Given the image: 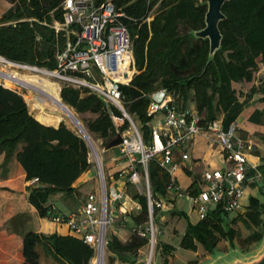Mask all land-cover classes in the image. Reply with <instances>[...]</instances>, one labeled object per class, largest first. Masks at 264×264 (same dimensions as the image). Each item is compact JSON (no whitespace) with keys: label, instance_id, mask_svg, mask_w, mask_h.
<instances>
[{"label":"trees","instance_id":"obj_1","mask_svg":"<svg viewBox=\"0 0 264 264\" xmlns=\"http://www.w3.org/2000/svg\"><path fill=\"white\" fill-rule=\"evenodd\" d=\"M12 6L0 18V55L15 61L55 69L57 44L64 46V38L57 36L49 25L53 19L63 20L64 0H9ZM100 4L105 0H94ZM127 18L133 37V48L138 72L129 84L122 85L124 105L132 117L140 122L145 141H150L152 126L148 115L149 94L166 87L177 92L185 102L196 103L198 112L207 123L223 117L225 127L235 121L248 103L240 100L234 83L251 82L259 68V58L264 57V0H230L223 5L225 19L219 23L223 38L221 47L211 57L209 39L198 38L193 31L205 26L207 4L199 0H115ZM158 4L155 14L151 10ZM149 17H153L149 21ZM132 18V19H130ZM84 92V94H83ZM264 92V85L251 88ZM192 94L193 97H190ZM64 103L76 111L92 112L97 117L85 126L88 132L103 138L107 144L130 125H116L109 107L88 88L63 85ZM264 99V98H263ZM109 108V109H108ZM122 116L119 109L112 106ZM256 111L252 120H258ZM264 139V137H263ZM9 158L16 154L26 171L27 180L36 179L30 187V202L42 217L50 215V197L59 192L74 191V182L90 166V146L81 133L65 122L58 126L40 122L29 110L28 103L18 91L0 84V152ZM259 170L264 180V158ZM149 179L153 197L165 195L169 175L155 160L149 163ZM116 178L119 173L115 174ZM142 211L134 220L142 225L149 220V203L144 194L135 193ZM154 215L160 209L155 205ZM264 203L257 196L250 197L248 218L237 216L233 222L243 220L252 229L244 239L248 244L264 237L261 214ZM173 214L186 216L184 211ZM230 213L214 209L206 219L188 222L180 246L197 251L201 244L212 253L222 239L235 244L237 235L228 217ZM149 242L147 235L135 229L126 242L117 236L108 239L107 250L123 261L129 254ZM64 259L68 264H91L95 247L73 235L38 233L31 231L24 237V264H41L38 245ZM162 252L169 255L175 247L160 242ZM166 258L163 264H168Z\"/></svg>","mask_w":264,"mask_h":264},{"label":"built area","instance_id":"obj_2","mask_svg":"<svg viewBox=\"0 0 264 264\" xmlns=\"http://www.w3.org/2000/svg\"><path fill=\"white\" fill-rule=\"evenodd\" d=\"M62 7L63 20L44 22L55 30L57 39L59 36L64 38V46H57L55 50V69L40 68L0 55L2 62L18 69L53 72L52 75L63 85L88 87L109 108L119 109L122 116L111 114L112 118L127 119L130 123L129 128L122 131L124 145L118 148L128 161L125 173L139 193L147 196L149 205L163 210L173 209L170 195H174L187 199L199 220L206 219L214 209L227 213L242 209L245 191L255 180L262 179L260 164L250 160V150L256 145L254 138L245 135L236 120L228 127L222 117L202 122L203 116L197 108L186 104L177 92L162 87L148 95V115L156 122L152 125L150 141H145L124 105L122 85L129 84L138 72L132 33L124 21L128 17L125 11L115 0L100 4L94 0H64ZM63 85H59L60 91ZM197 135L207 137L210 145L221 148L225 165L205 169L198 185L185 189L177 180L181 162L175 155L179 151L181 159L188 160L190 153L183 147L193 143ZM94 160L99 171V192L88 193L80 208L69 214L51 208L49 218L67 224L73 236L98 249L101 243L108 242L107 229L115 221L113 205L117 204L121 214L141 206H129L125 198L127 194L123 191L108 190L101 159L96 156ZM153 160L169 175L165 184L166 195L160 197H153L149 179V163Z\"/></svg>","mask_w":264,"mask_h":264},{"label":"crops","instance_id":"obj_3","mask_svg":"<svg viewBox=\"0 0 264 264\" xmlns=\"http://www.w3.org/2000/svg\"><path fill=\"white\" fill-rule=\"evenodd\" d=\"M11 6L12 3L9 0H0V18ZM261 59L262 58H259L260 60L259 70L256 71V73L254 74L253 80L251 82H240V83L235 82L233 85L236 89L239 90L240 88L239 86H244V85L248 86L249 88L259 87L260 85H264L262 83L264 81L263 80L264 62H262ZM260 79L261 82L259 83ZM243 90L246 91V89ZM263 98H264V92H255L252 95L249 102L245 105L241 114L236 119L241 131L245 135L254 138L256 145L252 146V149L250 150V160L252 163L260 164V165L263 163L262 159L264 158V139H263L264 113L257 115L258 120H252L251 116L256 111H263L264 109ZM240 100L242 101V99ZM186 104H190L192 107L196 108V103L194 101H190V102L188 101L186 102ZM35 108L36 107H33L34 110ZM43 116H47V115H43ZM35 117L40 122L46 125L58 126L61 122H65V120L62 118L42 119L38 117V115ZM114 122L115 123L118 122L117 119H114ZM117 124L118 123H116V125ZM95 147L98 151L97 146ZM183 148L184 150L189 151L190 158L188 160H182L181 153L179 151L176 152L175 157L181 162V168L178 171L177 180L185 189H191L196 187L199 181L201 180L202 173L205 169L220 168L225 165L221 148L218 145H210L209 139L203 135H197L194 138L193 143L189 145H185ZM101 162L104 166L105 164L104 161L101 160ZM107 163L110 169L109 176L112 180L110 184V189L112 191H123L125 194H127L125 198L129 205L139 204L141 206L140 209H134L133 211H129L127 214H122V219L125 220L128 217L127 216L128 214H132V219L134 224L136 226H140L134 220V217L138 216L142 211V205L140 199L134 196L131 197L127 193L126 190L127 181H123V178L126 177L124 173L126 172V169L128 167L127 158L124 157L120 149L116 148L111 152L110 158L107 161ZM92 167H95L97 170L96 183H94L95 179H91L89 176ZM120 172L123 174H121L120 177L116 178L114 175ZM261 182L262 179H257L252 183V185L249 188L254 189L255 187H258L259 186L258 184H260ZM36 183L37 182L35 179L27 180L26 171L22 166V164L17 159L16 154L7 158L6 153L4 151L0 152V264H24L25 262V256L23 253L24 237L27 233L31 231L38 233L56 232L61 235H73L67 224L56 223L53 220H51L49 216L46 217L40 216L36 207L30 202L29 200L30 187L36 185ZM73 186H74V191L70 193L59 192L53 194L49 200V203L51 204V208H54L56 212L69 214L80 208V206L84 202L81 200L80 201L76 200L78 194H82L83 197H86L88 193L98 192L96 191V189L98 190V188H100L99 171H98V167L95 165L94 162L90 160V166L78 177V179L74 182ZM87 186L91 188L92 186H94L93 190L86 192ZM137 193H139L138 190ZM160 196L161 195H159V197ZM170 197L172 198L171 201L173 203V209L184 211L182 208L178 206V203L180 202L179 200L184 198H176L174 195H170ZM56 200L61 202L60 206L56 204L55 202ZM244 206H248V205H244ZM235 212H231L230 214ZM112 213L113 216L115 215L121 216L117 204L113 205ZM112 225L110 226L111 229L110 227H108L107 232L109 229L112 230L111 237L117 236L123 242L128 241L133 231L137 229L134 228L132 233H130L126 237H123L124 235L123 229L115 227L114 223ZM140 250L141 248L138 251ZM120 260L124 263L126 262L134 263V264L137 263V260L135 259V255H131V254L128 255L127 261H123L122 259Z\"/></svg>","mask_w":264,"mask_h":264},{"label":"rangeland","instance_id":"obj_4","mask_svg":"<svg viewBox=\"0 0 264 264\" xmlns=\"http://www.w3.org/2000/svg\"><path fill=\"white\" fill-rule=\"evenodd\" d=\"M157 8H158V4L151 10V15L155 14ZM149 18L150 19H148V20L151 21L153 17H149ZM57 46L61 47L59 42H58ZM261 60H262V62H264V57H262ZM9 65L10 64H7L5 62L0 61V70H3L5 72H12V71L17 72V74L19 76L24 77L26 79H30V76L32 74H35V75H37L34 77L36 79V81H33V83H36V85H39V80L41 78H46V79L48 78V80L56 82L58 89H59L60 84L63 85L62 82L53 75L41 73V72L24 70V69H18V68L11 66V65L9 66ZM40 68H42V67H40ZM44 68H47V67H44ZM258 70H259V68H258ZM4 80H5V78L3 76H0V84L3 85L4 87H8L5 85ZM257 81H258V79H257ZM260 82H261V79L259 80V83ZM262 83L264 84V81ZM239 87L240 88H239V91L237 92V94L239 95L240 99H242V100L247 99V101L249 102V100L252 97V96L249 97L250 93H251V88H249L248 86H245V85L239 86ZM8 88L16 90L20 94L23 95L24 99L28 103L30 112L34 116L38 115V117H40L42 119H52L49 116L62 114L63 115L62 119L65 120V123L70 128H72V129H74L80 133V131L71 122V120L69 118H67V116L64 115L62 110L60 108H57V106L53 102V100L50 97H48L47 95L42 94L38 89H35L32 87H30V88L25 87V86L20 85L18 83H13V85L9 86ZM86 88H88V87H80V89H82V90L86 89ZM88 89L90 92H93L90 88H88ZM243 89H246V91H244ZM93 93H95V92H93ZM59 94L61 97V91L60 90H59ZM83 94H84V92H83ZM190 97H193L192 94L190 95ZM190 99H188L189 102L193 101ZM61 100H62V97H61ZM40 102H42V103H40ZM68 106L74 110L75 114L77 115V117H79V120L84 125H86L90 120H93L97 117V114H95V113H92L89 111L81 113V112L76 111L74 107H72L70 105H68ZM33 107H36L35 110L33 109ZM109 111L111 114L119 116L118 114L115 113L113 108H110ZM43 115H47V116H43ZM117 121L118 122H116V123H118L117 125H119V126L122 125V123L124 122L121 119H117ZM134 121L140 129V122L136 119H134ZM155 122L156 121L154 119H152L150 121V125L151 126L154 125ZM93 138L95 139V142H96L95 144L98 148L100 159L103 160L105 163L103 166V169H104V173L106 176L107 188L109 190L112 180L109 176V172H110L109 170L110 169H109V165H108L107 161L109 160L110 154L114 149L111 151H104L103 148L106 145L105 140L103 138L95 135V134H93ZM90 160L92 162H94L95 165L97 166V163L94 160V155H93V152L91 151V149H90ZM140 170H141V167H140ZM124 175L126 177L123 178V181H127V185H126L127 193L132 197L133 194L137 193L136 186L129 181V176L127 175V173H124ZM89 176L91 179H95L94 183H96L97 170L95 167H92ZM258 185L259 186L255 187L254 189L248 188L245 191V195L243 197L242 203H243V205H248V206H243V208L240 211L232 213L228 217L227 221L230 222L231 226L234 229H236V231H237V235H236V238L234 241L235 244L232 245V244H230L229 241L222 239L220 241V243L218 244L217 248L215 249V251L212 253H208L207 251H205L201 244L198 245L199 248L197 251L185 249V248H182L180 246L181 239L185 233L188 222L191 221L192 223H196L199 220L197 212L193 209L190 202H188V200H186V199H180L178 206L186 212L187 217L185 215L179 216L177 214H173L172 213L173 209L163 210L160 208L158 210V212L156 213V216L154 215V212H153L152 219L149 215V220H147L146 222H144L140 226H136L134 224L133 219H132V214H128L127 215L128 217L125 220L122 219V214H121V216L115 215L114 218L115 217L116 218H115V221L113 223H114L115 227L123 229V231H124L123 237H126L130 233H132L134 228H137L141 235H147L149 237V242L144 247H142L141 250L138 251L137 254L135 255V259L137 260L136 264H147L148 262H150V264H163L164 260L166 258L169 259L168 264H218V263H221L223 261L231 262L236 258H241V259H244L245 261H250L254 258L259 257L260 255H262L264 253V237L259 242H252L250 244L246 243L244 241V239L252 232V229L249 228L243 222L242 219L237 221V222H233L232 219L237 217L238 215L242 216L243 218L244 217L248 218L247 213L249 211L250 197L252 195L259 197L261 199L262 203H264V180L262 179V182ZM93 187L94 186H92V188L87 186L86 192L93 190ZM96 191L99 192V188H98V190L96 189ZM84 199H85V197H83L82 194H78V196L76 198V200H79V201L80 200L84 201ZM55 202L58 206L61 205L60 201L56 200ZM114 205H116V204H114ZM129 211H133V210H129ZM261 217H262V220L264 221V211L262 212ZM110 229H111V227H110ZM110 229L107 232V241L112 235V230H110ZM152 230H154L153 238H152ZM42 233H44V232H42ZM46 234H51V233H46ZM160 242L170 243L171 245H173L175 247V249L169 255H166L162 252V248H159ZM153 245H154V247H153ZM38 248H39V252H40L41 264H68L64 259H62V258L54 255L52 252L48 251L42 244H39ZM153 248H154V250H153ZM97 250H98L97 247H95V255H94L93 259L95 257H97V255H98ZM152 250H153V252H152ZM151 252H152V256H151ZM91 264H92V260H91ZM105 264H134V263L122 262L118 258L117 254L110 253L106 247Z\"/></svg>","mask_w":264,"mask_h":264},{"label":"water","instance_id":"obj_5","mask_svg":"<svg viewBox=\"0 0 264 264\" xmlns=\"http://www.w3.org/2000/svg\"><path fill=\"white\" fill-rule=\"evenodd\" d=\"M202 4H207V11L205 14V26L201 29L193 31V34L198 38L209 39L210 43V51L209 54L212 57L215 52L221 47L222 42V32L219 27V23L221 20L225 19L226 15L224 14L222 8L223 5L230 0H199ZM67 106V104L65 103ZM79 122L80 120L77 119ZM82 136L85 138L87 143L90 146L88 133L84 130L81 132ZM124 145V136L120 129H117V134L114 138H112L105 146L104 151H111L113 149L119 148ZM98 156V155H97ZM154 212L153 204L149 205V214L152 217ZM154 236V232L152 231V238ZM150 264V263H147ZM218 264H264V253L257 258H254L250 261H245L241 258H236L231 262H221Z\"/></svg>","mask_w":264,"mask_h":264},{"label":"bare ground","instance_id":"obj_6","mask_svg":"<svg viewBox=\"0 0 264 264\" xmlns=\"http://www.w3.org/2000/svg\"><path fill=\"white\" fill-rule=\"evenodd\" d=\"M0 61L1 62L3 61L2 57H0ZM46 74L52 75L53 72H50V73L48 72ZM0 76H3L5 78L4 83L8 87L12 86L13 83H18V84L23 85L25 87H29V88L32 87V88L38 89L42 94L50 97L53 100V102L56 104L57 108H60L62 110L64 115L67 116V118H69L71 120V122L76 126V128L80 131V133L84 132V130L88 133L89 141L91 144V151L93 152L94 158H96L97 155L100 157V155H99V153L95 147L96 145H95L94 139L92 138L91 134L88 132V129L86 128V126L81 121L79 122L77 120V119H79V117H77L74 110L71 107H69L68 105L66 106L65 103L61 100V97L59 94V89H58L56 82L50 81V80H48V78L47 79L41 78L39 80V85H36V83H33V81H36V79L34 77L37 75L32 74L30 76V79H26L24 77L19 76L17 74V72H14V71L5 72L3 70H0ZM49 117L52 119H61L63 117V115L58 114L57 116H49ZM135 142H137V141L134 140L133 143L136 144ZM153 247H154V245H153ZM153 250H154V248H153ZM153 250H152V252H153ZM97 252H98V255H97V257L92 259V264H105L106 244L101 243L98 246ZM152 252H151V256H152ZM148 263H150V262H148Z\"/></svg>","mask_w":264,"mask_h":264}]
</instances>
